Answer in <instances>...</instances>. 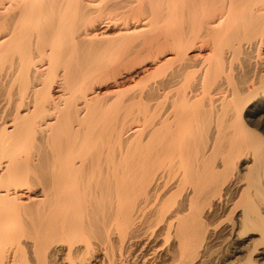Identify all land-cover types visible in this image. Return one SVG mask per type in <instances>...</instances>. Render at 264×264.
Segmentation results:
<instances>
[{"label": "bare ground", "instance_id": "6f19581e", "mask_svg": "<svg viewBox=\"0 0 264 264\" xmlns=\"http://www.w3.org/2000/svg\"><path fill=\"white\" fill-rule=\"evenodd\" d=\"M263 245L264 0H0V264Z\"/></svg>", "mask_w": 264, "mask_h": 264}, {"label": "rangeland", "instance_id": "374dc122", "mask_svg": "<svg viewBox=\"0 0 264 264\" xmlns=\"http://www.w3.org/2000/svg\"><path fill=\"white\" fill-rule=\"evenodd\" d=\"M130 84V83H129ZM129 84H127V86H126V88H128V89H132V90H135V89H137L138 88V86H134L135 85V83L133 84L132 82H131V84L129 85ZM132 85V86H131ZM131 86V87H130ZM108 87V86H107ZM106 86H104V87H102L101 89H102V91H105V89H108ZM227 245H224V249H223V251H225L227 248ZM226 248V249H225ZM262 248H264V245L263 246H261V251H262Z\"/></svg>", "mask_w": 264, "mask_h": 264}]
</instances>
